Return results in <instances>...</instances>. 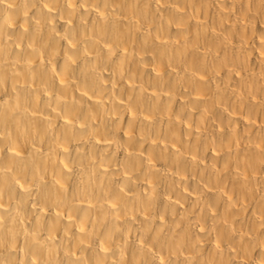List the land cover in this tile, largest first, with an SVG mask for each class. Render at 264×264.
Instances as JSON below:
<instances>
[{
  "label": "bare ground",
  "instance_id": "bare-ground-1",
  "mask_svg": "<svg viewBox=\"0 0 264 264\" xmlns=\"http://www.w3.org/2000/svg\"><path fill=\"white\" fill-rule=\"evenodd\" d=\"M0 264H264V0H0Z\"/></svg>",
  "mask_w": 264,
  "mask_h": 264
}]
</instances>
